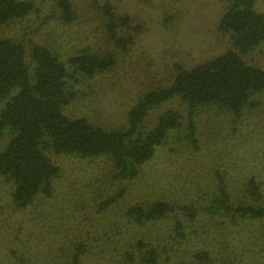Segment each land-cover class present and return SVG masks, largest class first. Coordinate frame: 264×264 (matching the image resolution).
Returning a JSON list of instances; mask_svg holds the SVG:
<instances>
[{
  "label": "rangeland",
  "instance_id": "374dc122",
  "mask_svg": "<svg viewBox=\"0 0 264 264\" xmlns=\"http://www.w3.org/2000/svg\"><path fill=\"white\" fill-rule=\"evenodd\" d=\"M30 1L34 10L0 25V35L23 42L27 51L43 45L56 52L76 92L65 112L109 129L128 125L129 112L144 94L171 84L176 65L193 67L232 46L219 29L229 0H72V22L60 17L54 1ZM107 4L132 18L135 37L127 50L116 51L106 28ZM255 7L264 13V0ZM84 50L115 53L116 66L93 77L76 71L70 59ZM246 59L264 68V42ZM5 106L0 103V112ZM170 108L183 113L182 127L132 180L116 175L108 154L49 151L62 170L52 192L19 206L14 182L0 175V264H67L76 257L80 264H129L131 256L137 263L153 247L164 264H264V217L228 213L218 203L222 178L228 204L256 203L243 197L251 177L264 191V101L241 118L218 105L200 107L198 145L188 136L189 105L180 96L152 108L145 128H155ZM9 140L7 132L0 151ZM158 200L174 204L163 219L139 222L128 213L135 204ZM178 221L184 238L176 235Z\"/></svg>",
  "mask_w": 264,
  "mask_h": 264
},
{
  "label": "trees",
  "instance_id": "16d2710c",
  "mask_svg": "<svg viewBox=\"0 0 264 264\" xmlns=\"http://www.w3.org/2000/svg\"><path fill=\"white\" fill-rule=\"evenodd\" d=\"M51 1L59 7L64 21L77 19L72 0ZM229 1L219 29L230 36L231 48L190 68L176 65L171 84L144 94L129 112L128 125L119 128L109 129L94 124L87 117L68 115L66 108L76 92L69 85L71 73L56 52L43 45H35L27 51L23 42L0 35V103L6 101L0 112V139L7 132L10 139L0 151V175L14 182L16 204L26 206L40 192H52L54 180L62 170L49 151L85 156L108 154L115 162L118 177L130 180L137 177L158 147L169 143L171 132L182 127L184 115L179 109H167L160 115L158 125L150 130L145 128V119L152 108L177 96L189 105L188 136L195 145H198L195 116L200 107L218 105L241 118L248 107L263 103L264 68L248 62L246 56L264 42V13L256 9L257 0ZM33 10L30 0H0V25L25 17ZM104 11L106 28L118 45L116 51L127 50L135 37L129 31L132 18L119 15L108 4ZM134 29L140 31L141 27L137 25ZM70 61L76 71L91 77L113 69L117 63L115 53L104 55L90 50L72 56ZM220 184L221 209L264 217L261 204L264 191L257 178L248 179L243 195L252 198L255 204L225 203L230 191L223 178ZM173 211L172 202L158 200L148 205L135 204L128 213L143 222L163 219ZM194 215L190 213L192 218ZM183 226L181 221L177 222L176 235L180 238L185 236ZM158 255V249L153 247L137 263H133V256L128 262L164 264ZM67 264H80V261L76 257Z\"/></svg>",
  "mask_w": 264,
  "mask_h": 264
}]
</instances>
